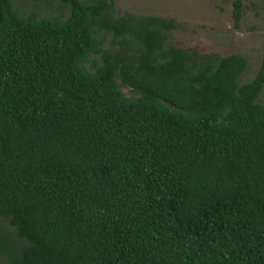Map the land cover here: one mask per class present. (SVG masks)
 <instances>
[{"label": "trees", "instance_id": "1", "mask_svg": "<svg viewBox=\"0 0 264 264\" xmlns=\"http://www.w3.org/2000/svg\"><path fill=\"white\" fill-rule=\"evenodd\" d=\"M16 3L0 0V264H264V56L243 81L242 54L174 45L172 18Z\"/></svg>", "mask_w": 264, "mask_h": 264}, {"label": "rangeland", "instance_id": "2", "mask_svg": "<svg viewBox=\"0 0 264 264\" xmlns=\"http://www.w3.org/2000/svg\"><path fill=\"white\" fill-rule=\"evenodd\" d=\"M116 15H157L174 19L178 29L172 33V43L201 53L227 56L242 54L248 69L242 80L249 81L257 73L264 56V0H243L242 17H234V0H110ZM23 14L38 17H67L68 11L59 0H16ZM111 36L104 45L111 46ZM97 63L99 56H94ZM127 95H134L124 88ZM264 101V91L261 96Z\"/></svg>", "mask_w": 264, "mask_h": 264}]
</instances>
